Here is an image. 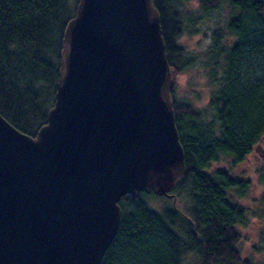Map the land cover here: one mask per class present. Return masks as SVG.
Listing matches in <instances>:
<instances>
[{"label":"water","instance_id":"water-1","mask_svg":"<svg viewBox=\"0 0 264 264\" xmlns=\"http://www.w3.org/2000/svg\"><path fill=\"white\" fill-rule=\"evenodd\" d=\"M62 41L36 134L0 114V264H99L119 198L186 170L153 0H79Z\"/></svg>","mask_w":264,"mask_h":264},{"label":"trees","instance_id":"trees-1","mask_svg":"<svg viewBox=\"0 0 264 264\" xmlns=\"http://www.w3.org/2000/svg\"><path fill=\"white\" fill-rule=\"evenodd\" d=\"M78 1L0 0V114L21 132L34 136L46 122ZM190 1L153 0L172 78L198 66L211 85L202 107L177 99L174 83L170 90L186 170L168 197L185 195L188 203L183 212L169 203L160 212L145 192L122 195L118 228L99 264H184L187 253L201 264H264L237 245L245 210L228 191L242 195L247 181L207 170L220 156L242 161L264 134V0H195V9ZM222 4L227 15L199 59L179 39L201 32Z\"/></svg>","mask_w":264,"mask_h":264},{"label":"rangeland","instance_id":"rangeland-1","mask_svg":"<svg viewBox=\"0 0 264 264\" xmlns=\"http://www.w3.org/2000/svg\"><path fill=\"white\" fill-rule=\"evenodd\" d=\"M189 5L196 8L195 0ZM227 8L222 4L220 8L213 10L211 18L203 20L202 31L194 35H184L179 40L190 51L197 53L199 59L210 44V33L213 27L222 26L227 15ZM198 66L175 74L173 79L174 94L177 99L187 100L196 107L206 104L209 95L210 84ZM173 85V84H172ZM226 170L231 176L246 180L247 185L242 195L237 194L236 188L228 191L232 202L243 207L245 217L242 223L237 225L240 238L237 242L240 254L248 256L254 263L264 262V134L242 161L231 163L230 158L220 156L216 161L209 164L207 170ZM148 204L157 211H162L164 206L175 205L180 211H184L188 203L185 195L176 197V200L165 195H157L154 192L145 194ZM177 228V225L175 226ZM184 264H201L193 253H187Z\"/></svg>","mask_w":264,"mask_h":264}]
</instances>
